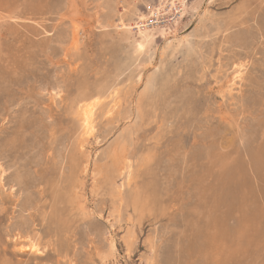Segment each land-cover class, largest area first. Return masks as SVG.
I'll return each instance as SVG.
<instances>
[{
  "label": "rangeland",
  "instance_id": "374dc122",
  "mask_svg": "<svg viewBox=\"0 0 264 264\" xmlns=\"http://www.w3.org/2000/svg\"><path fill=\"white\" fill-rule=\"evenodd\" d=\"M155 2L0 0V264H264V0Z\"/></svg>",
  "mask_w": 264,
  "mask_h": 264
},
{
  "label": "bare ground",
  "instance_id": "6f19581e",
  "mask_svg": "<svg viewBox=\"0 0 264 264\" xmlns=\"http://www.w3.org/2000/svg\"><path fill=\"white\" fill-rule=\"evenodd\" d=\"M120 1V0H119ZM109 2V1H108ZM107 2V3H108ZM132 2V1H130ZM98 3V2H97ZM104 4V3H103ZM111 4V3H110ZM114 5V4H113ZM110 7V6H109ZM133 7V6H132ZM131 7V8H132ZM120 8V7H119ZM130 8V9H131ZM186 0H156V2L153 5L149 6V10L146 12H142L140 10H138L137 8H135V6L133 7V10L124 14L125 9L124 7H122L121 11L118 13L117 15V22L115 23V27L124 31V32H130L131 28H134L136 30V32L142 34L143 36H145L146 34H148L152 29L155 28H160L163 25L159 24V18L160 16H162L165 12H171V15H174V23L176 22V20L180 17H182L185 12H186ZM113 9V8H112ZM109 11V10H108ZM114 11V10H112ZM104 12V11H103ZM116 12V11H114ZM173 13V14H172ZM234 13V12H233ZM111 14V13H110ZM117 14V13H116ZM33 15V14H32ZM15 16V15H14ZM36 16V15H35ZM116 16V15H115ZM103 17V16H102ZM111 17V16H110ZM14 18V17H12ZM106 18V17H105ZM114 18V15H113ZM116 18V17H115ZM112 19V18H111ZM105 22V20H103ZM110 21V20H109ZM155 21V23H154ZM108 22V21H107ZM222 22V21H221ZM150 23V24H149ZM103 24V23H102ZM112 24V23H111ZM176 25V24H175ZM220 25V24H219ZM98 26V25H97ZM105 26V25H104ZM103 26V27H104ZM164 27V26H163ZM101 28V27H100ZM105 28V27H104ZM260 28V27H259ZM255 29V28H254ZM160 30H164L163 28H161ZM215 30V29H214ZM217 30V29H216ZM113 32V31H112ZM137 33V34H138ZM200 33V32H199ZM41 34V33H40ZM114 34V33H113ZM125 34V33H123ZM211 34V33H210ZM260 34V33H259ZM174 35V34H173ZM123 36V35H122ZM141 36V35H140ZM150 36V35H149ZM175 36V35H174ZM74 38V37H73ZM147 38H149L147 36ZM75 39V38H74ZM146 39V38H145ZM199 39V38H198ZM201 40V39H200ZM72 42V40H71ZM122 43V42H121ZM149 43V41H148ZM220 43V42H219ZM140 44V43H139ZM147 44V43H146ZM223 44V43H222ZM119 45V44H118ZM142 45H144L142 43ZM197 45V44H196ZM118 47V46H117ZM205 47V46H204ZM61 49V48H60ZM143 49V48H142ZM59 50V49H58ZM197 50V49H196ZM206 56V55H205ZM209 67V66H208ZM238 67V66H237ZM242 67V66H240ZM238 67V68H240ZM233 70V69H232ZM239 70V69H238ZM236 70V71H238ZM235 71V72H236ZM242 71V70H241ZM215 72V71H214ZM239 72V71H238ZM236 74V73H235ZM237 73L235 76H233V79H235V77L238 76ZM221 75V74H220ZM53 76V75H52ZM222 77V76H221ZM222 80V79H221ZM234 82V81H233ZM133 83V82H132ZM146 83V82H145ZM231 82H229L230 84ZM235 83V82H234ZM143 85V84H142ZM54 88V87H53ZM57 91V90H56ZM101 91V90H100ZM231 91V90H230ZM131 92V91H130ZM116 94V93H115ZM219 94V93H218ZM127 95V94H126ZM52 96V95H51ZM114 97H116L115 95H113ZM113 97V98H114ZM133 98V97H132ZM180 98V97H179ZM81 104H79V106L77 107V109H75V112L77 111L78 115V121L79 123H77V125L79 124V126L81 127V129H79L78 133H80L81 130V142L82 140L86 141L90 136L93 135L94 133V129H95V125H94V121L95 118V111L97 109V107L101 104V100H102V95L100 94V92H94V93H90L87 94L85 96H83L81 98ZM139 100V99H138ZM53 102V101H52ZM80 102V101H78ZM114 102V101H113ZM112 102V104H113ZM111 105V104H110ZM117 105V102H116ZM101 106V105H100ZM115 106V105H114ZM114 106L110 109H108V111L106 113H113L114 111ZM129 106V105H128ZM111 107V106H110ZM109 108V107H108ZM106 109V108H105ZM106 111V110H105ZM127 111V110H126ZM145 112V111H144ZM107 115V114H106ZM138 115V114H137ZM149 116V115H148ZM128 117V116H127ZM146 117V116H145ZM95 118V119H94ZM96 123V122H95ZM137 129V128H136ZM6 143V142H5ZM10 144V143H9ZM119 145V144H118ZM5 146V145H4ZM83 147V146H82ZM85 148V147H84ZM109 148V147H108ZM3 149V148H2ZM5 149V148H4ZM81 150V149H80ZM149 150V149H148ZM3 152V150H2ZM96 152V151H95ZM204 152V151H203ZM2 154V153H1ZM263 154V153H262ZM116 155V154H115ZM204 155V154H203ZM261 156V155H260ZM125 158V157H124ZM264 159V158H263ZM185 160V159H184ZM1 161V159H0ZM225 161V160H224ZM223 161V162H224ZM168 162V160H167ZM173 162V161H172ZM203 163V162H202ZM222 164V163H221ZM136 165V164H135ZM1 166V165H0ZM126 166V165H125ZM14 167V166H13ZM118 167V166H117ZM186 168V166H185ZM2 169V168H0ZM218 169V168H217ZM3 170V169H2ZM5 170V169H4ZM3 170V173L6 171ZM85 170V169H84ZM90 170V169H89ZM122 170V169H121ZM120 170V171H121ZM173 170V169H172ZM201 171V170H200ZM17 172V171H16ZM166 172V171H165ZM130 173V169L127 168V171L125 176L129 175ZM2 174V171L0 173V175ZM7 175V174H6ZM19 175V174H18ZM86 175V174H85ZM95 176V175H94ZM129 177V176H127ZM126 177V178H127ZM1 178V177H0ZM164 179V178H163ZM1 180V179H0ZM9 180V179H8ZM7 180V181H8ZM126 180V179H125ZM18 181V180H17ZM15 183V182H14ZM17 183V182H16ZM5 184V183H4ZM7 184V183H6ZM12 184V182H11ZM162 184V183H161ZM14 185V184H13ZM18 185V184H16ZM164 186V184H162ZM104 186V185H103ZM115 187V186H114ZM166 187V186H165ZM116 188V187H115ZM114 188V189H115ZM120 188V187H119ZM18 191V190H17ZM207 192V191H206ZM75 194V193H74ZM188 195V194H187ZM218 195V194H217ZM11 197V196H10ZM28 207V206H27ZM22 208V207H21ZM89 208V207H88ZM91 216V215H90ZM83 217V216H82ZM117 218V217H116ZM19 219V218H18ZM21 221V219H20ZM25 221V219H24ZM13 223V222H12ZM28 223V222H27ZM10 224V223H9ZM30 224V223H29ZM90 224V223H89ZM24 225V224H23ZM17 225L15 224V227ZM12 227V226H11ZM19 227V226H18ZM9 228V227H8ZM30 228V227H29ZM14 229V228H13ZM131 229V228H130ZM129 229V230H130ZM16 230V229H15ZM25 230V229H24ZM128 230V229H127ZM128 230V231H129ZM176 230V229H175ZM182 230V229H181ZM75 231V230H74ZM29 233V232H27ZM184 233V232H183ZM23 233H21L22 235ZM151 234V233H150ZM174 234V233H173ZM181 234V233H180ZM20 236H16V238L13 240V247L23 253H31V254H38L41 253L45 247V244L42 242H40L35 236H32L30 233L24 235V237ZM125 236V235H124ZM130 236V235H129ZM132 236V235H131ZM181 236V235H180ZM15 237V236H14ZM177 237V236H176ZM13 239V238H12ZM47 240V239H46ZM149 240V239H148ZM125 241V240H124ZM156 241V240H155ZM79 242V241H78ZM148 242V241H147ZM153 242V241H152ZM151 242V243H152ZM126 245H127V249H130L129 247V241L128 239H126L125 241ZM146 243V242H145ZM149 243V242H148ZM150 243V245H151ZM165 243V242H164ZM52 244V242H51ZM48 245V244H47ZM50 245V244H49ZM68 245V243H67ZM113 243H110V250L112 251L113 249ZM175 246V245H174ZM67 247V246H66ZM94 247V246H93ZM146 247V246H145ZM151 247V246H150ZM177 248V247H176ZM133 249V248H132ZM131 249V250H132ZM109 250V251H110ZM107 251V250H106ZM160 252V251H159ZM131 253V252H130ZM174 253V252H173ZM146 254V253H145ZM172 254V253H171ZM74 255V254H73ZM111 255V254H110ZM68 257V256H67ZM145 257V256H144ZM75 258V257H74ZM102 258V257H101ZM106 258V257H105ZM143 258V257H142ZM153 259V258H152ZM70 260V259H69ZM73 261V260H72ZM70 263V262H69Z\"/></svg>",
  "mask_w": 264,
  "mask_h": 264
}]
</instances>
